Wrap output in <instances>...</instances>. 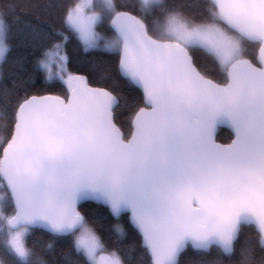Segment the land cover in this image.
<instances>
[{"label": "snow or ice", "instance_id": "6c2138e0", "mask_svg": "<svg viewBox=\"0 0 264 264\" xmlns=\"http://www.w3.org/2000/svg\"><path fill=\"white\" fill-rule=\"evenodd\" d=\"M26 6L0 0V66L12 48L10 17L28 37L42 31L23 20ZM122 7L129 6L73 0L63 24L86 51L102 45L118 53L121 76L142 89L146 107L135 113L128 138L114 122L117 96L69 76L76 85L70 99L24 96L10 130L9 117L0 115V250L8 257L0 264H33L27 238L34 228L72 236L84 264H125L88 226L77 209L82 201L105 205L115 217L130 213L151 264H180L189 248H216L234 259L244 226L257 237L239 246L237 264H264V0H135L130 7L139 16ZM105 18L115 30L111 39L97 31ZM66 42L58 33L52 46L60 79ZM194 51L215 62L226 82L209 78ZM52 55L46 51L33 71H46ZM3 81L0 71L6 96ZM222 125L233 132L230 144L216 143Z\"/></svg>", "mask_w": 264, "mask_h": 264}, {"label": "trees", "instance_id": "16d2710c", "mask_svg": "<svg viewBox=\"0 0 264 264\" xmlns=\"http://www.w3.org/2000/svg\"><path fill=\"white\" fill-rule=\"evenodd\" d=\"M27 6L22 11L23 20L33 26H39L41 33L36 37H28L23 23H15L10 17L12 30L9 42L12 45L7 56V61L0 66L4 74L3 83L7 86V95L0 94V115L10 118L16 106V102L24 96H59L66 98L69 90L68 77L80 75L86 78L87 84L93 88H105L113 92L119 100V105L114 109V122L126 136L131 135V122L137 111L144 107L143 97L127 79L119 73V54L103 49L85 50L77 37L66 31L63 24L64 10L73 3V0H22ZM78 2V0H76ZM122 7L120 10L138 15L130 6L135 0H115ZM175 2H187V0H175ZM109 19L105 18L97 26V31L105 39H111L115 35L109 27ZM58 33H64L67 42L61 44L60 55L67 56L65 74L61 76V62L56 56V49L52 46L58 42ZM52 50L53 76L46 80L44 70L33 71L38 60L44 59L45 52ZM194 59L197 66L205 71L209 78L217 83L226 82L223 71L210 58L203 53L194 51ZM255 63V49L250 48L248 57ZM23 65L20 70L19 64ZM4 120H0V136L5 134ZM232 139L226 130H219L216 140L222 144H228ZM2 184V183H0ZM3 188V184L1 189ZM9 211L11 209L9 208ZM78 211L85 217L87 224L101 238L109 251H117L125 264H151L147 251L141 246V238L130 225L128 216L122 215L118 219L112 217L108 210L102 206L85 203ZM117 226L123 230V234L116 231ZM257 233L252 226H244L238 242L237 257L228 259L222 256L216 248L209 253H197L191 248L187 249L180 257V264H237L239 246L245 241L255 243ZM28 246L33 250L35 258L33 264H39L43 260L45 264H66V259L71 258L73 264H84V259L78 256L73 249L72 236L56 237L41 230H32L27 238ZM49 244L52 245L49 248ZM257 249V258H259ZM0 259H8L0 250Z\"/></svg>", "mask_w": 264, "mask_h": 264}, {"label": "water", "instance_id": "95a60500", "mask_svg": "<svg viewBox=\"0 0 264 264\" xmlns=\"http://www.w3.org/2000/svg\"><path fill=\"white\" fill-rule=\"evenodd\" d=\"M109 27H110V29L112 30V32L114 33V35H115V30L112 28V26H111V22L109 21ZM256 62V61H255ZM118 69H119V65H118ZM119 73H120V71H119ZM74 76H80V75H74ZM83 77V76H82ZM85 78V77H84ZM86 79V78H85ZM87 81V80H86ZM131 83V82H130ZM68 84H69V90H68V94H67V97L66 98H61V99H64V100H67V99H70L71 98V95H72V88L73 87H75L76 85H75V82H73V83H69L68 82ZM132 84V83H131ZM135 88H137L139 91H140V93L142 94V97H143V102H144V107H146V104H145V99H144V93H143V91H142V89H140L138 86H136V85H134V84H132ZM89 86V85H88ZM90 87V86H89ZM93 88V87H92ZM45 96H52V95H45ZM53 97H59V96H53ZM133 120V119H132ZM219 130H226V131H228L230 134H231V136H232V139H234V135H233V132H232V130L228 127V126H226V125H222V126H220V127H218V129H217V132H216V137H217V133H218V131ZM132 131H133V125H132V122H131V133H132ZM216 137H215V139H216ZM130 138V137H129ZM232 139H231V141H232ZM231 141L228 143V144H230L231 143ZM216 143H218V144H222V143H220V142H218L217 140H216ZM223 145H227V144H223ZM85 203H93V204H96V205H99V206H102V207H104V208H106L107 210H108V212L112 215V213H111V211H110V209L107 207V206H105V205H102V204H99V203H97V202H95V201H82V202H80L78 205H77V209L82 205V204H85ZM122 215H127L128 216V220H129V223H130V225L133 227V229L138 233V235L140 236V238H141V246H142V248H144L143 247V244H142V237H141V235H140V233H139V231L135 228V226L132 224V222H131V219H130V213H122L120 216H122ZM119 216V217H120ZM112 217L113 218H115V219H118L119 217H115V216H113L112 215ZM253 227V226H252ZM254 228V227H253ZM255 229V228H254ZM32 230H41V231H43V232H46V233H48V234H50V235H52L51 233H49L47 230H45V229H42V228H34V229H32ZM255 231H256V229H255ZM64 237H66V236H64ZM147 254L149 255V258H150V260H151V256H150V254L147 252Z\"/></svg>", "mask_w": 264, "mask_h": 264}, {"label": "rangeland", "instance_id": "374dc122", "mask_svg": "<svg viewBox=\"0 0 264 264\" xmlns=\"http://www.w3.org/2000/svg\"><path fill=\"white\" fill-rule=\"evenodd\" d=\"M78 2H81V0H78ZM95 3L97 5H99L101 3V0H95ZM53 65H54V62H53L52 58H50L49 59V68L46 71L44 70L47 76H50V77L53 76V70H52L53 69ZM1 186H2V184H0V189H1ZM72 239H73V237H72Z\"/></svg>", "mask_w": 264, "mask_h": 264}]
</instances>
